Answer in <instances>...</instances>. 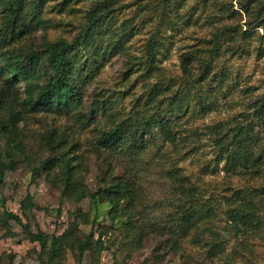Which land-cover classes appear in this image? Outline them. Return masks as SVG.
<instances>
[{
  "label": "rangeland",
  "instance_id": "1",
  "mask_svg": "<svg viewBox=\"0 0 264 264\" xmlns=\"http://www.w3.org/2000/svg\"><path fill=\"white\" fill-rule=\"evenodd\" d=\"M22 7L15 24L0 5V67L8 59L27 65L37 52L33 79L46 84V42L83 38L69 52L82 98L68 111L28 112L20 103L26 85L14 86L20 115L12 136L20 146L0 186V264H41L40 244L3 220L28 193L36 206L23 218L33 230L61 235L78 219L80 236L94 232L95 249L80 262L68 247L62 264H264V0H22ZM3 79L0 71V87ZM143 119L153 126L138 156L101 145L105 132ZM243 131L251 138L238 152ZM11 143L0 133L1 154ZM63 152L90 193L119 177L135 182L136 217L145 220L137 241L104 204L93 222L91 195H63ZM260 154L258 170L244 167ZM230 155L237 164L228 172ZM48 158L60 163L34 177ZM236 191L249 193L258 224L232 221Z\"/></svg>",
  "mask_w": 264,
  "mask_h": 264
},
{
  "label": "trees",
  "instance_id": "2",
  "mask_svg": "<svg viewBox=\"0 0 264 264\" xmlns=\"http://www.w3.org/2000/svg\"><path fill=\"white\" fill-rule=\"evenodd\" d=\"M0 5H3L5 9L10 11V19L12 23L18 24L23 20L24 8L22 7V0H0ZM108 6V5H107ZM106 6V7H107ZM83 38H77L74 41H68L65 39H59L55 41L46 42L43 54L50 66L52 75L48 82L43 85H37L34 82L36 76L37 62L41 60L40 54L32 52L29 54V63L27 65H20L12 62L9 59L5 61L6 68L0 67L1 75L3 76L6 87H0V133H5L8 136V141H12L8 146L4 154L0 153V186L4 184L5 173L7 170L16 169L13 153L14 150L19 148L20 144L17 143L12 136L17 122L19 121L18 110V96L15 93L14 86L18 82H23L26 86L25 98L21 104L25 105L26 111H68L72 107H75L82 98V93L79 84L76 83L74 77V60L70 57L69 52L72 49L82 45ZM155 41H154V44ZM185 72L187 71L188 60H184ZM205 67H209L210 62H204ZM7 69V74L6 70ZM164 85H155L154 90L157 89L155 94H159V91L164 90ZM159 90V91H158ZM173 106V104H171ZM179 108L182 107L181 103H178ZM174 108H169V112H172ZM94 113H97L98 109H93ZM5 114H9L6 119ZM162 122V132L171 136V128L168 121ZM153 122L151 119H143L142 121L130 120L128 123H120L111 130L105 132V135L101 138V145L114 150L121 151L132 158L138 156L146 147V141L144 140V133H151ZM250 139L251 136L243 131L242 136L237 141L238 152L246 151L244 146L245 142L242 140ZM17 147V148H16ZM257 160H251L246 158L244 167L251 166L252 169H259L260 159L263 162L262 154L255 155ZM262 158V159H261ZM62 161L66 164L67 170L63 176V188L62 192L65 196H71L77 194L80 198L91 195L95 201V216L93 222H96L100 217V211L102 205L109 207L107 211L114 220L125 221L127 224V234L134 233V239H139V228L145 223L140 221V218L136 217V206L139 200L140 194L138 192L137 185L127 177H119L118 181L106 185L105 188H99L95 192H89L84 184L80 182L78 175L76 174L75 164L62 153ZM237 157L235 155L229 156L230 166L227 171H233L231 166L237 163ZM60 162L56 159L48 158L44 160L40 166L33 167L34 177L40 174L41 170L50 171L55 165ZM250 163V164H248ZM136 185V186H135ZM235 202L238 203V209L232 211V221H235L237 227L240 224L252 225L254 220L257 219L259 223L258 214L254 207L252 199L249 198V193L244 194L241 191H236ZM233 197V196H231ZM36 206L34 202V196L32 193H28L20 203V211L14 212L12 210L4 211V221L10 222L12 220L18 222L28 238L33 242H38L41 246L40 250V263L41 264H62L66 249L69 247L78 255V261L82 262L84 255L87 251H93L95 249L96 242L93 238L94 232H89L83 235H79L80 225L78 219L74 220L70 227L61 235L55 233L49 234L44 232L39 227L37 230H33L29 223L24 221V216L31 219L33 208ZM191 209V208H190ZM186 221L191 223V216L199 214L198 210L187 212ZM86 216V214H82ZM248 218V219H247ZM134 240V241H135ZM140 242V241H138ZM216 246L220 248V243Z\"/></svg>",
  "mask_w": 264,
  "mask_h": 264
}]
</instances>
